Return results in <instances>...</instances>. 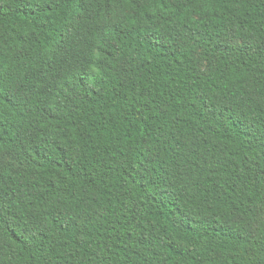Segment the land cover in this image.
<instances>
[{
  "label": "trees",
  "instance_id": "1",
  "mask_svg": "<svg viewBox=\"0 0 264 264\" xmlns=\"http://www.w3.org/2000/svg\"><path fill=\"white\" fill-rule=\"evenodd\" d=\"M0 264H264V0H0Z\"/></svg>",
  "mask_w": 264,
  "mask_h": 264
}]
</instances>
